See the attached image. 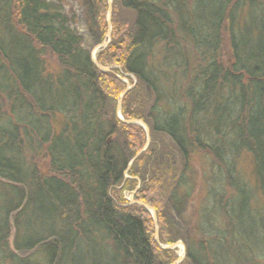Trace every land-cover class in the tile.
I'll use <instances>...</instances> for the list:
<instances>
[{"label":"trees","instance_id":"16d2710c","mask_svg":"<svg viewBox=\"0 0 264 264\" xmlns=\"http://www.w3.org/2000/svg\"><path fill=\"white\" fill-rule=\"evenodd\" d=\"M75 1L86 46L52 0H0V264H172L138 202L175 233L160 243L184 244L176 264H264V0H112L109 71L90 60L107 1ZM120 76L121 114L150 139L128 177L146 134L116 116ZM197 151L210 165L191 227Z\"/></svg>","mask_w":264,"mask_h":264},{"label":"rangeland","instance_id":"374dc122","mask_svg":"<svg viewBox=\"0 0 264 264\" xmlns=\"http://www.w3.org/2000/svg\"><path fill=\"white\" fill-rule=\"evenodd\" d=\"M52 1L57 3V4H59V5H61L62 9L67 14V16H69V11H72L76 15V19L77 20H76V23H75L74 26H75V29L78 32V34L81 35V37L83 39V44L86 46L87 43H88V40H86L87 36L85 34V29H84V25H83L81 7H79V5L77 4V2L75 0H52ZM106 15H107V11H106ZM110 19H111V16H110ZM110 22H111V20H110ZM111 29H112V26H111ZM106 32H107V21H106ZM106 32H105V35H106ZM110 40H111V31H110ZM110 40H109V42H110ZM45 65L47 66L48 70L57 69L56 59L49 52L46 54ZM127 75L133 78V75H131V74H127ZM140 104H143V103H140ZM137 106L139 108L141 105H137ZM116 108H117V104H116ZM115 112H116V109H115ZM120 113H121V106H120ZM121 116H122V114H121ZM60 120H61V115L57 114L56 116H54L55 129L56 130L59 127L58 124H59ZM140 120H142V119H140ZM146 126H147V124H146ZM209 161H210L209 156H207V155L204 156V153L202 151L194 152L192 154V156H191L192 165L194 166V169L197 172L196 176H195L196 177V182H197L196 183V188L194 189L192 198L189 201V204H188V206L186 208V214H185L186 218H188L189 221H190L189 225L191 227H193L195 225V221L198 218V212H199V208L201 206V202L204 199V196H205V193H206L207 187L205 186V181H206V179H208V176H209V173L206 170H207V168L210 165ZM44 164H45V162L42 161V163L41 162L39 163V166H40L41 169H44L46 171V164H45V166H44ZM236 169L238 170V172H239L240 176L243 178V180L247 181V183L249 185H254L253 184V173H252V162H251V158H250L249 154H247L246 152H241L238 155ZM147 171H148L147 174L149 172H151V170H147ZM162 172L164 173V171H162ZM163 175H164V183L163 184H165L167 182L166 180H168V177L166 178L167 175L165 173ZM122 185H123V183L118 186L117 190H120L119 188L122 187ZM137 187L138 186H136V188ZM133 192H134L133 190L130 191V190H127V189H123L120 194L115 192V195L117 197H119L118 195H121V197H123L124 200L129 201V202H134V200H133ZM259 199H260L259 194H258L257 191H255L253 201L258 204ZM259 204H260V202H259ZM153 222H154V220H153ZM156 224H157V232L155 233V229H154V240H155V235H156L157 239L159 241V229L160 228H161V233H162V235H164L165 238L170 239L171 237L174 236L175 233L171 230V228H169L168 225H165L164 227L163 226H159L157 221H156ZM154 228H155V222H154ZM167 233H168V235H167ZM155 242H156V240H155ZM183 247H184V255H185V246H184V244H183ZM179 252H181V248L177 247V254H179ZM184 255H183V257H184Z\"/></svg>","mask_w":264,"mask_h":264},{"label":"water","instance_id":"95a60500","mask_svg":"<svg viewBox=\"0 0 264 264\" xmlns=\"http://www.w3.org/2000/svg\"><path fill=\"white\" fill-rule=\"evenodd\" d=\"M107 1V15H106V21H107V32H106V35H105V40H103L101 43L99 44H96L95 46H93L91 49H90V60L91 62L99 69L101 70H105V71H109L111 69L110 66H104L102 64H100L97 59H96V53L97 51L102 48V47H105L109 40H110V31H111V22H110V16H111V3H112V0H106ZM120 79L123 80L126 84V87L125 89L123 90V92H121V94L119 95V98H118V101H117V108H116V115L117 117L122 120L123 122L125 123H134V124H138L139 126H141L144 131H145V134H146V140H145V143L143 145V147L141 148V150L139 152H137L128 162L127 164V167H126V170L124 171V176L125 177H128V174H127V170L129 169V167L131 166L132 162L134 161V159L139 155V153L141 151H143L150 139H149V129L148 127L146 126V124L140 120V119H124L122 116H121V113H120V106H121V101H122V97L123 95L125 94V92L129 89L130 87V84L127 80V78L125 77H121L120 76ZM140 203L141 205H143L148 211L149 213L151 214L154 222H155V233L157 232V224H156V214H155V210L147 203H143V202H138ZM155 240L158 244L159 247L161 248H174V247H179L181 248V252H179L178 254V257L177 259L172 263V264H176L178 261H180L182 258H183V255H184V247H183V243L178 240L177 242L173 243V244H162L158 241L157 239V236L155 235Z\"/></svg>","mask_w":264,"mask_h":264},{"label":"bare ground","instance_id":"6f19581e","mask_svg":"<svg viewBox=\"0 0 264 264\" xmlns=\"http://www.w3.org/2000/svg\"><path fill=\"white\" fill-rule=\"evenodd\" d=\"M129 176V175H128ZM136 180H137V182L139 183V179L138 178H136Z\"/></svg>","mask_w":264,"mask_h":264}]
</instances>
